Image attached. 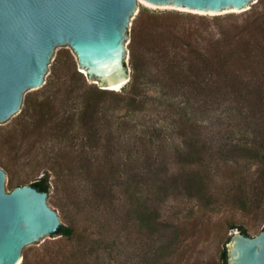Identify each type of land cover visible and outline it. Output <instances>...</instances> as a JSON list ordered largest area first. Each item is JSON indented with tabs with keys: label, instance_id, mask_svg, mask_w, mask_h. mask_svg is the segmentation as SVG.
Instances as JSON below:
<instances>
[{
	"label": "trees",
	"instance_id": "obj_1",
	"mask_svg": "<svg viewBox=\"0 0 264 264\" xmlns=\"http://www.w3.org/2000/svg\"><path fill=\"white\" fill-rule=\"evenodd\" d=\"M260 3L262 11L247 15L242 25L221 28L214 41L203 35V19L192 26L190 16L139 13L129 31L130 78L119 92L88 84L70 57L63 66L57 59L41 92L23 101L20 137L14 134L7 143L9 159L0 168L11 190L24 185L15 182L16 160L39 165L42 155V173L31 187L47 194L51 184L62 190L79 217L98 223L99 235L113 243L136 226L154 249V264L173 262L185 230L173 227L162 244L167 225L157 206L168 195L263 215L264 0ZM153 104L171 111L169 127L137 129L132 117ZM210 113L209 125L197 118ZM26 138L32 141L24 147ZM170 163L178 165V173L168 177ZM78 222L71 217L54 236L72 239ZM233 228L248 236L242 226ZM74 260L87 264L83 251ZM27 261L24 257L22 264ZM219 264H227L225 246Z\"/></svg>",
	"mask_w": 264,
	"mask_h": 264
},
{
	"label": "water",
	"instance_id": "obj_2",
	"mask_svg": "<svg viewBox=\"0 0 264 264\" xmlns=\"http://www.w3.org/2000/svg\"><path fill=\"white\" fill-rule=\"evenodd\" d=\"M259 0H0V136L20 118L25 97L49 80L56 56L100 89L118 92L129 80L130 25L141 6L226 19L250 12ZM59 225L46 192L30 185L11 190L0 168V264H19L53 244ZM227 264H264V229L250 238L233 234ZM228 251V252H227Z\"/></svg>",
	"mask_w": 264,
	"mask_h": 264
},
{
	"label": "rangeland",
	"instance_id": "obj_3",
	"mask_svg": "<svg viewBox=\"0 0 264 264\" xmlns=\"http://www.w3.org/2000/svg\"><path fill=\"white\" fill-rule=\"evenodd\" d=\"M138 7L140 13L147 12L148 14H154L141 6ZM262 10L263 7H261L259 0L250 12L222 20L178 12H165L156 15L175 14L179 16H190L195 19L191 22L192 26L194 25L193 23H196V19H203L207 25L206 31H203V35L214 41L220 38L221 28L242 25L247 15ZM129 41L130 36L128 43ZM127 55L129 58L128 46ZM59 58L57 55L55 61ZM128 58L125 61V68L130 71ZM59 60L60 65L63 66L66 64L61 58ZM51 76L52 71L49 79ZM87 83L90 84L88 81ZM148 94L157 95L152 90L148 91ZM170 112L165 105H147L143 112L135 113L132 119L137 125V129L140 126H151L152 124L169 127L171 123L169 118ZM116 114H123V110L117 111ZM197 118H203L205 125H209L212 121V113L209 114V117L198 114ZM21 122L22 118L0 136V164H3L9 159L7 143L11 141L14 134L17 138L20 137L18 133L21 132ZM172 137L176 143H179V140L174 134ZM31 141L32 138H26L23 142L24 147ZM40 156L42 157V155ZM41 157H39L40 164L44 163V159H40ZM39 161L37 160L36 162L39 164ZM172 161L174 162V159L170 162L172 163ZM30 162L28 158L16 160L14 163V169L16 171L15 182L24 181V185H29L31 181L40 177L43 170L41 165ZM171 163L167 172L168 177L178 173V165ZM220 185H222L221 182H217V186ZM143 194L146 195L144 198L148 200L147 206H151V198L147 194L146 187ZM47 197L50 208L56 212L58 219L64 224L63 226L69 224L71 217L79 218L77 232L72 239L57 236L53 244L26 254L24 257L28 259L27 264H60L64 259L67 260L68 264H76L74 258L79 256L82 251L85 252L87 264L156 263L153 257L154 249L152 248V251L150 250L149 241L143 237L136 226L122 231L120 238L113 243L111 239H105L99 235L98 223L93 220L85 222L81 219V216L79 217L76 210L69 205L62 190H54L51 184V189ZM157 211L160 215V221L167 225L165 232H163V245L166 239H170L173 227L181 226L185 229L182 235L183 237L179 239L182 242L177 248L173 262L168 260V264H219L220 252L224 246L226 247L229 244H225L226 239L239 232L235 228L230 229V226H242L246 229V233L250 238L258 236L264 229V214H243L233 206L221 203H215L212 206L205 207L196 199H188L182 195H168L164 197L158 204ZM22 260L19 264H22ZM176 260H179V262H176ZM79 264L85 263L81 261Z\"/></svg>",
	"mask_w": 264,
	"mask_h": 264
}]
</instances>
